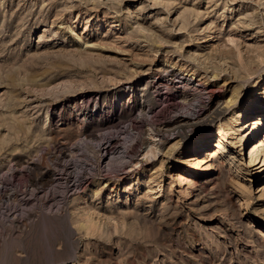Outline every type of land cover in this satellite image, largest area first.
I'll return each instance as SVG.
<instances>
[{
  "label": "rangeland",
  "instance_id": "1",
  "mask_svg": "<svg viewBox=\"0 0 264 264\" xmlns=\"http://www.w3.org/2000/svg\"><path fill=\"white\" fill-rule=\"evenodd\" d=\"M262 87L264 0H0V264H264L254 143L179 162Z\"/></svg>",
  "mask_w": 264,
  "mask_h": 264
},
{
  "label": "bare ground",
  "instance_id": "2",
  "mask_svg": "<svg viewBox=\"0 0 264 264\" xmlns=\"http://www.w3.org/2000/svg\"><path fill=\"white\" fill-rule=\"evenodd\" d=\"M203 40H205V39H203ZM185 87H186V85H185ZM261 91L262 90H257L255 94L247 95V97L244 99V110H243V112H241L240 114H237V116L234 119L232 117V120L231 121L229 120L230 121L229 123H227V124L220 123V126H218V128H216V129H214L212 133H204V134H201L200 136H198L197 138H195V140H196L195 144L191 148L192 150L190 149L194 155V156L192 155V157H191L192 160H189V161L186 159L180 160V158H179L180 166L187 167L189 165H193L191 163H195V166L197 165V167H199L202 164L204 158L201 159V157H197V156L198 155L200 156L202 153L208 152L210 146L213 145V143H216L215 148L217 150H220V151L221 150H224V151L229 150V151L236 152L235 149H238L237 153L238 152L241 153V152L245 151V149H247L248 145H250L251 143H254V149L250 153L251 162H254V161L256 162V160H258L259 158H262V160H264V139H263V135H264V102L262 100L261 101L259 100L260 96L262 97V95H264V94H262ZM118 96H120V100H121V99H123V96H125V94L122 93V94H119ZM238 101H239V99L237 100L235 98L229 99V101L226 103V106L230 109L231 107H234L235 105H237ZM189 122L190 121H188V122L184 121L183 123L184 124L186 123V124L183 125V123H181V126L179 128L184 127V126H188ZM191 126H193V125H191ZM109 135L110 134L103 135L102 136L103 139L101 141H95V140L90 141V145L95 148L94 150L96 152H98V155H99V158L101 159V161L106 163V166L109 168L108 170L115 168L117 166L123 167L124 164L127 163L128 159H127L126 154L130 148L127 145L126 146L123 145L122 147L117 149V151L115 153L109 154L110 150L112 149V148L110 149L111 145L113 144L112 140L114 139L113 137H109ZM105 140H106V142H105ZM108 144H110V146L106 147V145H108ZM175 148H179V144L174 146L173 149H175ZM104 153L106 154V157L104 156L105 155ZM157 153H159V151H157L156 149L154 150V147L151 146V147L147 148L145 158L151 159L153 157H156ZM227 158L228 157H226V156L220 157V159H224V160ZM231 161H233V160H231ZM99 163H101V162H99ZM263 164H264V161H263ZM152 183L154 184V182H151V184ZM158 186H159V189L161 191V189H162L161 186L160 185H158ZM262 236H264V235L262 234Z\"/></svg>",
  "mask_w": 264,
  "mask_h": 264
}]
</instances>
